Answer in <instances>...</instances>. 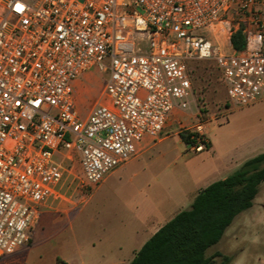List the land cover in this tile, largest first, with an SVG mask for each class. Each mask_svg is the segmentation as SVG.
<instances>
[{
  "label": "built area",
  "instance_id": "2783aa9c",
  "mask_svg": "<svg viewBox=\"0 0 264 264\" xmlns=\"http://www.w3.org/2000/svg\"><path fill=\"white\" fill-rule=\"evenodd\" d=\"M190 59L215 63L229 102L264 99V0H0V260L66 200L69 170L91 190L190 108ZM93 67L104 84L81 116L73 85ZM205 128L184 127L191 153Z\"/></svg>",
  "mask_w": 264,
  "mask_h": 264
},
{
  "label": "rangeland",
  "instance_id": "374dc122",
  "mask_svg": "<svg viewBox=\"0 0 264 264\" xmlns=\"http://www.w3.org/2000/svg\"><path fill=\"white\" fill-rule=\"evenodd\" d=\"M193 61L191 66L195 69L190 74L192 100L187 109L190 116L187 118L181 110L175 109L159 136L163 138L130 165L116 170L97 189L93 187L92 200L85 210L108 211L110 215L118 217L121 212L126 214L129 211L127 196L138 193L130 185L132 180L148 181L151 187L161 184L166 189L182 180L188 182L192 177L187 167L199 158L203 159L205 165L221 169L234 166L230 170L232 172L238 167L235 166L236 161L242 163L244 159L264 153V99L243 106L229 102L220 73L213 62L202 59ZM77 80L73 85V97L79 114L85 116L98 100L104 76L93 67ZM228 102L229 106L226 107ZM197 116L206 125L205 132L210 142L199 157H195V153H191L175 133L176 130H185L184 127L194 123ZM173 117L179 118L180 123L174 124ZM79 173L76 165L65 176L67 183L63 195L66 200L60 201L58 210H51L57 217L56 224L47 225L43 220L36 224L37 227L33 224L28 244L5 264H56V256L63 259L71 256L77 261L78 245L98 244L100 238L102 242H108V236L120 238L119 224L111 225L113 230L108 228L109 233L107 231L103 235L105 230L97 228V223L92 224L93 230L84 228L83 217L78 215L83 207L80 204L84 201L81 196L85 197L92 189L82 187ZM101 195L111 196V201H100ZM71 200L73 204H66ZM61 206H72L73 209L64 214ZM207 253L227 256V264H264V181L252 206L233 219L220 241L208 248ZM222 256L217 257V262L222 260Z\"/></svg>",
  "mask_w": 264,
  "mask_h": 264
},
{
  "label": "crops",
  "instance_id": "0c3cea01",
  "mask_svg": "<svg viewBox=\"0 0 264 264\" xmlns=\"http://www.w3.org/2000/svg\"><path fill=\"white\" fill-rule=\"evenodd\" d=\"M86 74L87 72L82 74L79 78ZM77 81L78 80H76V82ZM182 112L187 116V118L190 116L187 110ZM172 121L174 124L178 123L179 118L173 117ZM175 133L179 136V131L176 130ZM162 138L163 137L161 136L154 141L149 138H144L137 146V153L121 166L107 174L95 187V189H97L116 170L130 165L134 159L141 157L143 153H145L152 146L156 145V143ZM204 150L195 153V157H199L202 153H204ZM202 160L203 159L199 158L198 160L190 162L187 169L191 172L192 178L187 180L188 182L186 183L182 180V182H179L174 187L172 186L163 189L161 184L151 187L148 181L145 182V180L142 179L137 181L132 180L130 185H132L138 193L127 196L126 204L129 211L126 214L121 212L118 217L110 215L111 212L108 211L97 209L85 210L86 205L92 200L94 191L92 189L89 194H85V197L82 195L81 199L84 201L80 205L83 207L80 209V212H78V215L83 217L82 223H84V228H87V230H93L92 224L97 223V228L99 227L105 230V232H102L103 235L109 230L108 228L113 230V225L119 224L121 228L120 238H117V236L114 235L112 237H107L108 242H102V239L100 238L98 239V244L92 242L84 245H78L77 255L79 256V259L74 261L70 256L64 260L69 264H128L134 256V253L154 232L158 230L159 227H161L180 210L188 208L195 195L202 188L206 187L213 181L226 177L229 172H231L230 170L234 167L226 166L224 169H221L214 165H205ZM240 164L241 163H237L236 161L235 166H239ZM141 191L147 193L143 194ZM110 197L111 196L109 195H101L100 201H111ZM73 203L74 201L71 200L66 204L71 205ZM59 204L60 201L52 199L44 203L34 225H38L42 220L47 225L56 224L57 217L54 216V213L51 212V210H58L60 207ZM61 208L62 211H64V214H67L73 209L72 206L68 208H66V206H61ZM19 251H21V249L17 252ZM12 255L5 257L0 261V264L7 263L11 259Z\"/></svg>",
  "mask_w": 264,
  "mask_h": 264
},
{
  "label": "trees",
  "instance_id": "16d2710c",
  "mask_svg": "<svg viewBox=\"0 0 264 264\" xmlns=\"http://www.w3.org/2000/svg\"><path fill=\"white\" fill-rule=\"evenodd\" d=\"M231 41L235 49H240L244 42L240 32L232 35ZM193 60L187 61L189 76L195 69L191 66ZM190 135L187 130L179 131L185 145L190 142ZM263 181L264 153H259L243 161L226 177L202 188L190 206L159 227L128 264H227V256L208 254L207 250L220 241L238 214L252 206ZM218 256H222L220 262H217ZM56 263L69 264L60 256L56 257Z\"/></svg>",
  "mask_w": 264,
  "mask_h": 264
},
{
  "label": "snow or ice",
  "instance_id": "6c2138e0",
  "mask_svg": "<svg viewBox=\"0 0 264 264\" xmlns=\"http://www.w3.org/2000/svg\"><path fill=\"white\" fill-rule=\"evenodd\" d=\"M20 7H21L20 5H17L18 10L20 9Z\"/></svg>",
  "mask_w": 264,
  "mask_h": 264
}]
</instances>
